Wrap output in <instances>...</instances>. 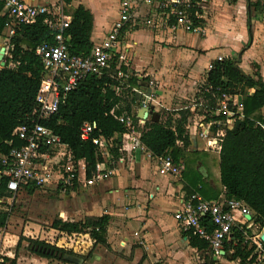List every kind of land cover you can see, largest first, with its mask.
<instances>
[{
  "label": "crops",
  "instance_id": "0c3cea01",
  "mask_svg": "<svg viewBox=\"0 0 264 264\" xmlns=\"http://www.w3.org/2000/svg\"><path fill=\"white\" fill-rule=\"evenodd\" d=\"M23 1L31 5L61 2ZM82 2L72 0L64 6V11L69 14L67 9L78 5L89 9L93 15L91 41L93 45L100 44L119 18V1L114 0L109 6L115 9L112 17L108 15V7L103 6V2L99 6L93 2ZM199 3L204 34L186 33L160 25L146 27L145 30L130 26L119 33L120 48L115 55L123 61L127 73L146 78L148 83L155 86L157 100L163 105V110L189 112L186 124L189 145L184 149L180 163L183 170L188 165L201 177L207 197L219 200L226 199L219 176V138L224 135L225 128L233 126L235 119H219L223 113L215 112L218 99L209 103L199 95V89L205 82L208 64L218 56L223 59L236 58L243 73L251 75L258 72L264 82V53L260 59L255 56L245 58L257 41L264 38V18L262 15L253 18L249 37L246 0H199ZM217 25L230 32L227 38L224 37V42L214 29ZM146 86L143 84L141 87ZM228 96L234 99L230 103L241 115L242 97ZM135 102L133 108L138 119L140 106L135 107ZM163 110L152 111L157 113L156 122ZM259 113L264 116V106ZM145 119L151 121V114ZM131 139V136L121 135L117 158L109 151L112 161L108 166L111 171L109 178L65 192L78 194L75 197L79 203L73 208L81 213L80 219L103 214L110 218L107 245L97 247L98 256L92 260L102 264H239L238 259L228 257L230 253L214 258L209 249L197 250L190 246L187 235L181 232L172 217L181 198L187 195L184 188L187 184L185 171L179 178L159 174L155 156L149 157L147 152L133 149ZM178 142V148H183L182 143ZM17 241L7 250L0 245V256L16 257V264H49L47 259L19 253Z\"/></svg>",
  "mask_w": 264,
  "mask_h": 264
},
{
  "label": "trees",
  "instance_id": "16d2710c",
  "mask_svg": "<svg viewBox=\"0 0 264 264\" xmlns=\"http://www.w3.org/2000/svg\"><path fill=\"white\" fill-rule=\"evenodd\" d=\"M71 1L61 0L64 6L69 5ZM246 6L250 37L253 18L258 15L264 18V0H246ZM69 15L70 23L65 32L69 37L68 52L72 55H87L93 46L91 41L93 15L83 5L71 9ZM5 21L6 18L0 14V37ZM198 21L202 23V20ZM46 41L52 42V32L42 23V18H39L35 24L18 27L9 41L7 55L4 58L5 66L0 68V154H6L11 148L22 144L16 136H13V131L16 127L29 122L35 108V96L43 73L35 48ZM237 62L236 58L213 61V67L208 71L204 85L201 86L202 88L209 86L210 90L199 95L208 102L216 101L222 94L242 97V115L219 116L221 120L235 119L233 126L230 129L225 128L224 135L219 138L220 183L225 190L226 199L241 201L252 213L254 225L262 228L264 226V130L259 123H264V116L259 112L264 106V82L258 72H253L251 75L243 73ZM119 71L127 73L123 61L114 55L110 59L109 68L103 74L86 77L67 95L54 114L42 120V124L51 128L60 137L61 142L67 145L75 161H84L87 177H90L96 163L102 160L96 145L92 142L93 138H113V146L109 151L114 158L118 157L120 137L127 130L118 120L122 114L132 116V124L140 133V143L154 156L169 154L173 161L179 164L184 156V149L189 145L186 130L189 115L187 110H163L158 122L146 120L142 128L136 126L137 118L133 108L135 93L130 88H140L148 82L146 78L130 76L124 80L125 85H129L130 88H122L124 86L120 84L121 80L114 78ZM229 108L235 110L230 102ZM163 116L165 119H162ZM84 122L95 124V128L86 140L80 138L81 126ZM178 141L182 143L183 148H178ZM183 171L187 179V184L184 186L186 194L198 192L203 198L211 200L206 196L205 184L196 171L188 167ZM6 181V178L0 181V198L9 197ZM36 188L39 187L30 184L25 186L24 190L32 194ZM8 218L9 212L0 208V228L6 226ZM109 219L108 215L103 214L85 216L77 221L61 218L52 221L51 228L54 230L69 235H86L91 239L92 245L85 256L42 240L27 239L28 249L32 254L47 259L48 262L54 259L69 263L64 256L73 255L79 257L78 264H81L93 257L97 247L107 245ZM248 232L250 233V230ZM187 237L191 247L197 250L208 249V244L203 239L191 234ZM20 245L21 239L17 241L16 248L18 249ZM231 248L234 250L229 255ZM224 250L231 260L238 259L239 264H246L247 253L242 245L238 244L234 247L227 243ZM0 264H16V257L0 256Z\"/></svg>",
  "mask_w": 264,
  "mask_h": 264
},
{
  "label": "built area",
  "instance_id": "2783aa9c",
  "mask_svg": "<svg viewBox=\"0 0 264 264\" xmlns=\"http://www.w3.org/2000/svg\"><path fill=\"white\" fill-rule=\"evenodd\" d=\"M145 1L152 2L155 7L150 17L145 20L148 28L160 25L170 29H180L186 33L199 35L205 33L202 23L198 21L202 19L199 0ZM136 9L137 5L132 0H119V18L111 25L101 43L93 45L87 55H72L68 52L69 37L65 33L70 23V15L64 11L63 3L31 5L23 0H0V14L6 18L0 41L7 45V49L18 27L35 24L39 18H42V23L52 32V42H43L35 48L43 73L29 122L16 127L13 131V136H16L22 144L11 148L6 154H0V181L7 179L6 191L9 193V197L0 198V204L12 201L21 189L30 184L39 188L53 186L66 192L78 186H91L109 178L111 171L108 166L112 163L109 149L113 146V138L92 139L102 160L96 163L90 177H87L84 161H75L67 145L61 142L60 137L51 128L42 124V120L54 114L67 95L86 77L100 76L109 68L111 57L120 48L119 33L126 27L135 26ZM221 60H223L221 56L215 59V61ZM212 67L211 62L207 70ZM130 76V73L119 71L114 78L121 80L120 84L124 86L122 88H128L129 85H125L124 80ZM130 89L135 94L140 93L141 108L148 111L163 110L152 83H148L145 88ZM142 89L147 93H141ZM209 90V86H203L200 87L199 92L206 93ZM233 100L232 97L222 94L215 112L237 114L235 105H232L235 107L234 111L229 108V102ZM201 104L199 99V105ZM229 119L231 118H227L226 121ZM118 120L126 126L127 130L122 136H131L133 149L143 150L152 157L151 152L139 141L140 133L132 124V116L122 114ZM145 120L138 118L136 126L142 128ZM259 125L264 130V123ZM94 128L95 124L84 122L81 126L80 138L88 139ZM155 160L159 174L173 178L181 176L183 165L176 164L169 154L155 156ZM248 215L250 218H247ZM172 217L181 232L197 236L207 242L214 258H220L225 254L224 247L227 243L234 247L240 244L247 253L246 264H264V247L258 237L264 226L257 228L254 225L252 213L241 201L207 200L198 192H192L181 198L179 207L173 212ZM252 228L255 232L249 233ZM50 233H52L49 237L50 241L45 242L74 252L75 239L79 235H69L54 229ZM233 250L231 248L229 253L232 254Z\"/></svg>",
  "mask_w": 264,
  "mask_h": 264
},
{
  "label": "rangeland",
  "instance_id": "374dc122",
  "mask_svg": "<svg viewBox=\"0 0 264 264\" xmlns=\"http://www.w3.org/2000/svg\"><path fill=\"white\" fill-rule=\"evenodd\" d=\"M75 1L77 0H74V2ZM81 1H83L82 3L93 2L97 6H99L100 3L103 2V6L108 7V15L110 17L113 16V13L115 11L114 8L111 9L109 7L112 5V2H114V0H111V3L109 2V0ZM132 1L135 3V5H137V9L135 11L136 19L134 22V28H137L138 30H145L147 27L145 25V20L150 17V14H152V10L155 7L152 2L146 3L145 0ZM71 9H67V12H70ZM214 29L221 36V42H224V37L227 38V35L230 33L225 27H222L220 25H217V27L214 26ZM215 35L217 37L219 36L218 34ZM263 53L264 38L257 41V44L247 54V56H245V58L255 56L257 59H260L263 57ZM244 61L245 59L242 60V67ZM60 158L61 157L59 156V159ZM77 195L78 194L76 193L67 194L63 191L55 189L53 186L36 188L32 194H29L26 190L21 189L19 194L15 196L13 201H8L0 204V208H3L4 210H7L9 212V218L6 226L0 228V245L7 250L9 246H12L16 243L17 240L21 239L19 253H22L27 257L35 256L28 249L27 239L48 241L49 237L52 236V233H50L53 230L51 228V223L56 218H61L68 221H76L80 219L81 213L79 211H74L73 208L79 203V199L75 197ZM250 231H254V228H252ZM118 241L119 240H117V242ZM91 244L92 241L86 235H79L75 239L74 243L76 247L75 250L77 251H75L74 249L73 250L76 254L85 256L90 249ZM83 248L87 249L83 250ZM95 256H98V250H95L93 257ZM93 257L87 259L81 264H102L98 260L94 262V260H92ZM49 264L70 263H63L61 261L52 259L51 261H49Z\"/></svg>",
  "mask_w": 264,
  "mask_h": 264
},
{
  "label": "water",
  "instance_id": "95a60500",
  "mask_svg": "<svg viewBox=\"0 0 264 264\" xmlns=\"http://www.w3.org/2000/svg\"><path fill=\"white\" fill-rule=\"evenodd\" d=\"M6 52H7V45L3 42H0V68L5 66L4 58H5ZM239 55H238V58H239ZM141 93H147V91L142 89ZM139 99H140V93H136L135 94V100H136L135 107H139ZM149 114H151V121L156 122L157 118H158L156 112L148 111V110L143 109L141 107L139 108V115H138L139 118L145 119ZM247 218H250V215H248ZM258 237H259V240L261 241V243L264 244V228L259 232ZM43 251H45L47 253H52V251H49V250H47V251L43 250ZM64 259L67 262L72 263V264L80 263L79 257L73 256V255H65Z\"/></svg>",
  "mask_w": 264,
  "mask_h": 264
}]
</instances>
